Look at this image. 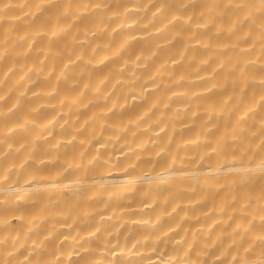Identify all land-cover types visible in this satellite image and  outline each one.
Segmentation results:
<instances>
[{
	"label": "bare ground",
	"instance_id": "1",
	"mask_svg": "<svg viewBox=\"0 0 264 264\" xmlns=\"http://www.w3.org/2000/svg\"><path fill=\"white\" fill-rule=\"evenodd\" d=\"M0 264H264V0H0Z\"/></svg>",
	"mask_w": 264,
	"mask_h": 264
}]
</instances>
